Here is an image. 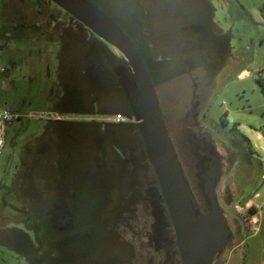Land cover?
<instances>
[{
    "label": "rangeland",
    "instance_id": "374dc122",
    "mask_svg": "<svg viewBox=\"0 0 264 264\" xmlns=\"http://www.w3.org/2000/svg\"><path fill=\"white\" fill-rule=\"evenodd\" d=\"M85 1L137 41L200 212L209 203L195 138L220 155L218 178L209 180L234 243H242L228 244L212 264H261L264 90L257 78L264 79V0ZM68 19L50 0H0V107L18 115L6 127L0 153V264H180L165 205L153 198L159 190L142 160L138 125L103 129L97 127L102 116L79 121L92 112L136 114L121 89V68L124 79L133 78L129 65L117 49ZM98 64L109 82L107 76L96 80ZM56 117L76 118L72 172L81 177L83 164L96 171V154H104L99 162L109 171L106 185L81 181L75 202L70 186L58 180L66 178L59 133L53 122L45 129ZM238 132L250 140L249 158ZM253 203L256 222L247 228L241 215L252 212ZM72 207L79 216L61 232L60 212Z\"/></svg>",
    "mask_w": 264,
    "mask_h": 264
},
{
    "label": "water",
    "instance_id": "95a60500",
    "mask_svg": "<svg viewBox=\"0 0 264 264\" xmlns=\"http://www.w3.org/2000/svg\"><path fill=\"white\" fill-rule=\"evenodd\" d=\"M50 1L117 49L128 63L135 82L130 104L137 112L134 118L143 150L166 208L180 264H212L214 257L225 248L229 233L214 193V182L208 178L204 187L209 210L198 211L169 137L155 86L137 49V41L85 0Z\"/></svg>",
    "mask_w": 264,
    "mask_h": 264
},
{
    "label": "flooded vegetation",
    "instance_id": "af4514ba",
    "mask_svg": "<svg viewBox=\"0 0 264 264\" xmlns=\"http://www.w3.org/2000/svg\"><path fill=\"white\" fill-rule=\"evenodd\" d=\"M68 16H69V14H68ZM72 20L73 21H77L74 18L69 16L68 22H70ZM77 22H79V21H77ZM107 45H109V44H107ZM105 49L108 50V53H106V55H107V59H109L110 58L109 57L110 48H108L106 46ZM102 52L105 53V51H103V50H102ZM105 64H106V61L104 62V65ZM104 65H99L98 64L96 67L92 68V70H95V72H94L95 74L94 75L96 76V80L99 79L98 77H101V79H103V81H106V76H107V80L109 79L108 72H106ZM120 73H121L120 74L121 89L124 91V95L126 97H128L129 99H131L132 91L135 88L134 79L133 78H130V80L124 79V74L126 73L124 67L120 69ZM109 80H108V82H109ZM92 106L95 107V101L94 100H92ZM105 113H107V112H97V113L96 112H92V113L88 114L87 116H85L84 117L85 119H82V120L79 119V121H85L86 120V122L89 124V122L93 123L95 121V116H97V117H101L102 116L100 118L101 120L97 121L98 122L97 123V127H101L103 129L106 126H113V127L121 128L123 126H126V124L127 125L133 124V126H135V124H137V122L135 120H131L137 115V113L133 117H132V115H126L128 119L124 120V121H119V122L111 121L109 119L110 117L108 115H105ZM75 119L76 118H74V117L73 118L72 117L50 118L48 120V123H47L46 127H45V129L48 128L49 127V122H53L52 128H56L58 133H59V137H60L59 141H60V146H61L60 147L61 149H59V152L61 154V157H60L61 158L60 159L61 162H59V164H60V168H61V175H63V172L66 171V173H65L66 178H61L60 177L58 179L59 183H63V182L66 181L65 185H69V186H73V187L79 185V183H81V181H83V185H85V184L97 185V186L106 185V180H108V178H109V171H108L107 167L105 166V164L103 163V161L99 162V160L104 158V154L102 155L101 158L98 157L99 155H97V154L95 155V157L93 155V163H94V161L98 163L97 170L94 171V172L92 170H90L87 166H84V164H83L82 168H80L81 169L80 171L82 172L81 174H83L81 176V177H83V180L81 179V177L78 176L79 174L78 175H77V173L75 174L70 169L68 156L70 154V151H69V149H70V139L72 138V123L76 121ZM195 142H196V145H197L196 147L198 148V149L195 150V152L197 153V155H200L202 157V160H203L202 161V165L204 167V171H203V174H202V181H203V186L205 187V184L207 183L208 178H211V174L212 173H213V177H214L215 170H216V168L219 167L220 155L215 151V149H211V147L206 145L204 143V139L203 138L197 136L195 138ZM140 149L144 153L143 145H142V148H140ZM144 158H145V160H148L145 157V153L143 154L142 160ZM215 178L217 180L218 175L215 174ZM155 181H156V179H155ZM158 190H159V188H158ZM70 195H71V199L74 200V202H75L76 199H75L74 193L71 192ZM153 198L155 199V201L161 200L160 193L158 194V192H157V195L154 196ZM74 202H73V204H74ZM72 209H73V207H72ZM74 209H73V211L67 210L65 212H62V211L60 212L59 216L61 218V224L56 226L59 229V231L66 232V231H69L68 229H72L74 227V225H75V224H73L75 222L74 218L79 216L78 213H77L78 211H76V210L74 211ZM64 219H66V221H65V223H62V221ZM71 233H78V231H74V232H71ZM229 239L231 240L230 242H229ZM241 243H242L241 240H237L234 243L233 235L229 231L227 242H226V246L228 244H230L231 246L233 245L232 248L234 249V248H237ZM174 245H175V242H174ZM219 253H221V252H219ZM219 253L217 255H219ZM217 255L214 257V259L217 257Z\"/></svg>",
    "mask_w": 264,
    "mask_h": 264
},
{
    "label": "built area",
    "instance_id": "2783aa9c",
    "mask_svg": "<svg viewBox=\"0 0 264 264\" xmlns=\"http://www.w3.org/2000/svg\"><path fill=\"white\" fill-rule=\"evenodd\" d=\"M17 117H18V115L16 113L12 112L10 109H8L6 107H0V153H1V150H2V148L4 146V142H5L6 127L8 124H10L12 122L13 119H16ZM109 119L113 122H119V121L127 120L128 118L126 115H123L121 113H116V114L110 115ZM255 206L256 205L254 204L252 212H250V210H249V211H247L246 214L241 215V218L244 221L245 226H247V228H250L256 222L255 219L252 217V215L256 213Z\"/></svg>",
    "mask_w": 264,
    "mask_h": 264
},
{
    "label": "trees",
    "instance_id": "16d2710c",
    "mask_svg": "<svg viewBox=\"0 0 264 264\" xmlns=\"http://www.w3.org/2000/svg\"><path fill=\"white\" fill-rule=\"evenodd\" d=\"M129 34V33H128ZM130 35V34H129ZM131 37V36H130ZM131 39H132V37H131ZM137 46V49H138V51H139V53L141 54V51H140V48H139V45L137 44L136 45ZM141 56H142V54H141ZM142 60L144 61V58H143V56H142ZM144 63H145V61H144ZM145 65H146V63H145ZM146 67H147V65H146ZM148 69V68H147ZM151 77V76H150ZM151 79H152V77H151ZM257 82H258V84L261 86V88L264 90V79L263 78H257ZM135 110V109H134ZM135 112H136V110H135ZM137 113V112H136ZM230 129L232 130V131H236V128L235 127H230ZM239 133V135L241 136V140H239V143H238V145L241 147V152H242V155L244 156V157H246V158H249L250 157V154H251V152H252V147H251V144H250V140L248 139V137L246 136V135H244V133H241V132H238ZM139 134H140V132H139ZM141 136V135H140ZM142 139V138H141ZM142 145H143V142H142ZM79 185H77V186H75V187H72V186H70V190L72 191V189H75V192L74 191H72L73 193H74V195H75V199H77L78 200V197L80 198L81 197V193L80 194H78V187ZM84 186H87V187H92V186H97V185H89V184H85ZM71 191H70V194H71ZM78 191V192H77ZM81 191V190H80ZM81 199V198H80ZM42 231H44V229L42 230Z\"/></svg>",
    "mask_w": 264,
    "mask_h": 264
},
{
    "label": "crops",
    "instance_id": "0c3cea01",
    "mask_svg": "<svg viewBox=\"0 0 264 264\" xmlns=\"http://www.w3.org/2000/svg\"><path fill=\"white\" fill-rule=\"evenodd\" d=\"M255 208H256V212H257V207L255 206ZM261 264H264V259H263V261H262V263Z\"/></svg>",
    "mask_w": 264,
    "mask_h": 264
}]
</instances>
